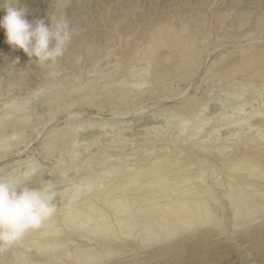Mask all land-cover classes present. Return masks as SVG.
I'll return each instance as SVG.
<instances>
[{"label":"rangeland","instance_id":"obj_1","mask_svg":"<svg viewBox=\"0 0 264 264\" xmlns=\"http://www.w3.org/2000/svg\"><path fill=\"white\" fill-rule=\"evenodd\" d=\"M0 4H3L0 7V17L5 14L6 7H25L28 10V20L44 18L47 23L50 15L61 12L70 30V39L64 46L63 55L54 63L45 65H38L34 60H28L19 50L11 49L4 42V34L0 31V120L3 117L16 121L18 117L17 121L27 122L23 125L24 130L17 148L0 151V172L18 170L25 164L37 162L40 173L31 179L30 186L39 185L41 176L53 183L57 191V199L54 201L56 212L46 223L49 224V230L55 232L59 245L55 251L57 253H53L55 256L50 255L54 259L50 258L53 261H49V264H71V260L70 262L69 259L58 257V251L71 252L85 248H92L94 252L108 251L112 260L122 257L120 259L125 258L127 264H134L136 261L137 264H171L173 260L166 261V258L158 261L147 260L155 253L147 254L144 248L137 249L140 243L142 247L150 244L149 241L139 240L143 226L145 227L143 224L147 204L149 206L154 203L160 210L170 200L162 194H159L160 197L157 194L152 195L147 187L155 182L165 183L169 190L178 184L179 191H186L182 197L175 198L179 204L189 198L195 199L197 203L201 200L208 204L216 201L215 206H209L208 216L218 226L206 229L210 232L202 236L211 235L220 246L229 238L235 239L240 232L250 231L264 223V211L258 210L260 205L264 206V201L259 203V196H250L253 191H262L264 198V179L247 180L249 170L242 165L235 176L228 169L231 164L233 167V163L243 161L241 156L246 158L245 161L250 159L249 164L254 167L260 155H264V80H261L263 69L258 68L262 71L257 69L260 72L257 73V79L255 77L250 80L246 74L239 73L228 78L226 71L228 68L231 72L234 63L244 53H264V0H71L66 8L59 9L54 0H0ZM161 24L173 26L175 34L180 38L177 43L179 41L180 44L178 43V47L173 45L175 49L167 47L168 52L161 49L157 53L161 62L158 60L159 66L157 68L156 63L154 69L156 68V73L164 74L162 83L154 81V70L151 69L150 77L153 81L147 86L150 90L138 99L139 102L132 103L135 105L126 103L128 107H124L125 104L118 101L117 94L120 88L126 89L136 83L135 80L138 81L136 77L139 75L136 71L142 65L141 62L132 61L138 55L137 50L140 52L142 49L140 38L154 26ZM188 47L200 51L201 60L190 75H184L180 69L176 70V66L183 54L189 50ZM164 57L169 59L165 58L164 61ZM17 58L18 63L14 61ZM125 69L135 73L130 76ZM118 80H122L121 83ZM112 82H117L119 86H110L106 88L108 93H105V87ZM107 96L110 97L108 101ZM126 101L129 100L126 98ZM202 105L206 109L200 113L199 108ZM117 108L121 113L128 108V115H114L113 111ZM10 109H14V114L10 113ZM183 109H189L191 115L186 117ZM201 118H207L206 124L201 122ZM228 119L233 121L230 123ZM235 122H240L242 126L238 123L239 128L236 127ZM186 123L185 130L182 125ZM198 124H202L200 128ZM81 126L83 130H80ZM73 128L76 131L71 134ZM188 130H195V133ZM69 131L70 134L67 133ZM4 133H7L6 139L14 138H9L11 131L8 128ZM258 167L259 172L264 174V161ZM146 170L147 173L155 170L160 179L151 181L147 176L140 178L139 186L141 184L142 188L144 184L146 187L137 191L139 194H135L136 190H128L129 194L114 192L107 197L100 196L99 201L90 199L92 194L109 186L119 187L135 173L140 171L145 174ZM201 170L204 171L202 175ZM232 187L233 190L230 189ZM73 189L79 193H75L77 197ZM121 196L132 200L129 201V207L122 209L120 216L129 215L140 206L139 213L135 212L133 216L136 225L127 235L117 229V211L106 206L109 201H115L114 199L120 201ZM242 197L245 200L252 199L253 203L258 204L257 210L254 213L243 212L239 217L233 218L231 208ZM165 199L168 201L165 202ZM78 206L95 208L94 212L83 216L77 210ZM66 215L74 219L69 218L68 221V218L65 219ZM196 220L193 218L194 222L188 229L178 231L179 236L175 237L178 243L202 237L198 235L201 232L199 221ZM106 226L109 227L106 228L105 235L98 231ZM167 226L172 225L169 223ZM37 231L27 233L22 240L4 251L0 264H27L28 260L32 261L35 256L34 243L39 244L42 239L36 235ZM214 241L195 245L194 248L199 250L209 249L187 257L182 262L218 252L220 249L214 248ZM189 249L192 247L186 248ZM183 253L187 255L190 251ZM257 255L264 256V251ZM238 256H244L243 252L222 257L221 260ZM174 257L177 256L171 255L170 258ZM36 258L35 261L39 260L36 263L42 264L45 257H42L43 260ZM212 261L217 259L212 258L201 263ZM262 262L263 260L251 261L242 257L223 264Z\"/></svg>","mask_w":264,"mask_h":264},{"label":"bare ground","instance_id":"obj_2","mask_svg":"<svg viewBox=\"0 0 264 264\" xmlns=\"http://www.w3.org/2000/svg\"><path fill=\"white\" fill-rule=\"evenodd\" d=\"M55 4V3H54ZM24 6V5H23ZM35 12V11H34ZM175 28V27H174ZM146 32V31H145ZM177 33V32H176ZM135 34V33H134ZM134 36V35H133ZM180 37V36H179ZM177 39H178V36H177V34H175V32H174V30H173V26L171 25V24H161V25H156V26H154L151 30H149V31H147L146 33H144L143 35H142V37L140 38V40L142 41V49H140L141 51L139 52L138 50H137V52L136 53H138V55L136 56L135 55V57H136V59L135 60H133L132 62L133 63H138V62H141V65H142V68H140L139 70H137L136 72H137V74L139 75V79L135 76V75H137V74H135L134 76L136 77V79L138 80V81H136L135 80V82L136 83H134V84H132V86H129L128 88H126V89H121L120 88V90H118L119 92H118V94H117V97H118V101L120 102V103H122V105H123V103L125 104V105H123L124 107H128V104L126 105V103H131V105L133 106V105H135L136 104V102L138 101V99H140V97L141 96H143V94H145L146 92H148V90H150L149 88L150 87H147L150 83H151V77H150V75H151V73H150V70L151 69H153L154 70V78H153V75H152V78L154 79V81H156V83H160L161 82V80L164 78L163 76H164V74L162 75V73L161 72H158V73H156L155 72V70H156V68L154 69V67H155V65H156V63H157V61L160 59L161 60V58H159V56H158V51H161V49L162 50H167L168 48H172V49H175L174 47H178V45L180 44L179 43V41H178V43H177ZM137 40V39H136ZM178 40H180V38L178 39ZM140 41V42H141ZM180 42H182V41H180ZM137 43V42H136ZM185 43V42H184ZM134 44V43H133ZM126 45V44H125ZM172 45V46H171ZM173 45H174V47H173ZM175 45H177V46H175ZM133 46V45H132ZM170 46V47H169ZM168 47V48H167ZM181 48H182V46H181ZM113 49V48H112ZM172 49H170V51L172 50ZM188 49H189V47H188ZM192 49H194V48H192ZM192 49H189V50H185L186 51V53L185 54H183L184 52H182V54H183V56H182V59H181V61H179L180 63L176 66V70L177 71H179V69H180V71L181 72H183V74L184 75H190L191 74V72H192V70H193V68H195V67H197V65L199 64V62H200V58L199 57H201V54H200V56H199V52L200 51H198V50H192ZM169 50V49H168ZM168 50H167V52H168ZM184 51V50H183ZM163 52V51H162ZM161 52V53H162ZM158 53V54H157ZM164 53H162V55H163ZM264 53H262V54H254V53H250V54H245L244 53V55H242L241 57H239L240 59H238V61L237 62H235L234 64V67H232L233 69L231 70V72H229L230 70L227 68L226 69V71H228V74H229V76H227V75H225V74H227V72L224 74L225 76H227L228 78L231 76L232 77V75H234L235 73H239V74H242V75H244V74H246L247 75V77H249V80H250V78H255L256 77V79H257V75L258 74H260V72H257L258 70H261L262 71V69H263V77L261 76V78H263V79H261L262 80V82H263V80H264V55H263ZM107 55H108V53H107ZM110 55H111V53H110ZM161 55V54H160ZM103 56V55H102ZM130 56V55H129ZM164 56V55H163ZM166 56H169V55H167L166 54ZM161 57V56H160ZM134 58V57H133ZM132 58V59H133ZM165 58H166V60L167 59H169V57L167 58V57H164V61H166L165 60ZM127 59V58H126ZM162 59H163V57H162ZM128 60V59H127ZM159 60V61H160ZM158 61V62H159ZM116 62V61H115ZM161 62V61H160ZM129 63V61H127L126 62V64H128ZM160 64V63H159ZM233 64V63H232ZM123 65V64H122ZM214 65V64H213ZM213 65L211 66V68L213 67ZM216 65V64H215ZM214 65V66H215ZM118 66V65H117ZM158 63H157V68H158ZM260 67H262V69H258V68H260ZM125 68H127V66L125 67ZM230 68V67H229ZM258 69V70H257ZM126 70V69H125ZM175 70V71H176ZM127 72H128V74H131L130 76H132L134 73H135V71H131V72H129V70L127 69L126 70ZM152 71V70H151ZM250 71H252L251 73H250ZM124 72V71H123ZM133 72V73H132ZM180 72V73H181ZM224 72V71H223ZM249 72V73H248ZM52 73V72H51ZM170 73V72H169ZM177 73V72H176ZM258 73V74H257ZM127 74V73H126ZM125 74V75H126ZM127 74V75H128ZM217 74V73H216ZM126 75V76H127ZM237 75V74H236ZM124 77V76H123ZM166 78V77H165ZM121 79H123V78H121ZM125 79V78H124ZM112 80V79H111ZM227 80V79H226ZM248 80V81H249ZM119 81V80H118ZM120 81H122V80H120ZM119 81V82H120ZM153 81V80H152ZM258 81H260V80H258ZM254 82V81H253ZM117 82H112V83H109L108 85H107V87H105V89H104V91L106 90L107 92H105V93H108V87H110V86H112V87H114L115 85H117L116 84ZM121 83V82H120ZM162 83V82H161ZM105 84V83H104ZM264 84V83H263ZM121 85V84H120ZM262 85V84H261ZM105 86H106V84H105ZM117 86H119V85H117ZM126 86V85H125ZM252 86V85H251ZM101 87V86H100ZM122 87V86H121ZM102 88H104V87H102ZM107 88V89H106ZM116 88V87H115ZM114 88V89H115ZM118 88V87H117ZM262 88V87H261ZM110 89V88H109ZM112 89V88H111ZM257 90V89H256ZM80 91V90H79ZM78 91V92H79ZM93 91V90H92ZM258 91V90H257ZM74 92H75V90H74ZM77 92V91H76ZM102 92V91H101ZM110 92H112V91H110ZM80 93V92H79ZM112 94V93H111ZM147 94V93H146ZM110 95V94H109ZM113 95V94H112ZM128 95H130V99H128ZM259 95V94H258ZM101 96H102V94H101ZM104 96V95H103ZM106 96V95H105ZM111 96V95H110ZM94 97H96V96H94ZM108 98H110L109 96H107V101L108 100H110V99H108ZM126 98H127V100H129V101H126ZM253 98V97H252ZM14 99V98H13ZM117 99V98H116ZM12 100V99H11ZM86 101L88 100V99H85ZM106 100V99H105ZM81 101V100H80ZM83 101V100H82ZM115 101V100H114ZM241 101V100H240ZM89 102V101H88ZM111 102H113V101H111ZM135 103V104H132V103ZM139 102V101H138ZM8 104V103H7ZM11 104V103H10ZM10 104H8V105H10ZM111 104V103H110ZM242 104V103H241ZM4 105V104H3ZM13 105V104H12ZM121 105V106H122ZM130 105V104H129ZM120 106V107H121ZM186 106V105H185ZM206 106H207V104H206ZM206 106L205 105H202V106H200V108H199V112L200 113H203L204 111H205V109H206ZM239 106H241L240 104H239ZM7 107V106H6ZM9 107V106H8ZM118 107V106H117ZM131 107V106H130ZM188 107V106H187ZM186 107V108H187ZM10 108V107H9ZM12 108V107H11ZM19 108V106L17 105V107H16V109H18ZM119 108V107H118ZM118 108H117V110H114L113 111V114L114 115H122V116H124V115H128V108H127V110H126V108L125 109H123V110H125L124 112H120V110H118ZM132 108V107H131ZM238 108V107H237ZM242 107H240V109H241ZM15 109V108H14ZM13 109V110H14ZM15 109V110H16ZM191 109V108H190ZM239 109V110H240ZM13 110H11L10 109V113H12L13 112ZM130 110V109H129ZM194 110V109H193ZM9 111V110H8ZM19 111V110H18ZM185 111V112H184ZM236 111H237V109H236ZM264 111V110H263ZM16 112V111H15ZM183 112H184V115H186V117L187 116H190L191 115V112H190V110L189 109H186V110H184L183 109ZM244 112V111H243ZM27 113V112H26ZM13 114H14V112H13ZM176 114H177V112H176ZM179 114V113H178ZM260 114V113H259ZM6 115V114H5ZM199 115V114H198ZM245 115V114H244ZM247 115H248V113H247ZM251 115H253V114H251ZM251 115H249V116H251ZM263 115V114H262ZM28 116H29V114H28ZM169 116H170V114H169ZM197 116V115H196ZM214 116V115H213ZM248 116V117H249ZM20 117V116H19ZM24 117H26V116H24ZM161 117V116H160ZM170 117H172V116H170ZM185 117V116H184ZM185 117V118H186ZM193 117V116H192ZM231 117V116H230ZM251 117H253V116H251ZM250 117V118H251ZM258 117V116H257ZM190 118V117H189ZM193 118H195V117H193ZM210 118V117H209ZM227 118V117H226ZM225 118V119H226ZM246 118H247V116H246ZM16 119V118H15ZM17 119H18V117H17ZM17 119H16V121L14 120V121H11V118H9L8 120H10V121H8L7 120V118H5V119H3V117H2V120H0V151H2L3 152V150L5 151L6 149H8V148H10V149H15V148H17V146L20 144V136H21V132H22V130H24L23 129V125H25V123H27V122H25V123H23L22 121H17ZM20 119V118H19ZM27 119H28V117H27ZM202 119V118H201ZM207 119V118H206ZM206 119H202V121L201 122H205L206 121ZM231 119V118H230ZM230 119H228L229 120V122H230ZM239 119V118H238ZM243 119V118H242ZM249 119V118H248ZM24 120V119H23ZM33 120V119H32ZM133 120V119H132ZM186 119H184V123L186 122L185 121ZM222 120H224V118H222ZM244 120H245V118H244ZM187 121H189V120H187ZM233 121V120H232ZM231 121V122H232ZM236 121H238V120H236ZM241 121V120H240ZM246 121V120H245ZM244 121V122H245ZM207 122H208V120H207ZM227 122V121H226ZM230 122V123H231ZM243 122V123H244ZM189 123V122H188ZM200 123V122H199ZM225 123V122H224ZM229 123V124H230ZM240 124V122H237V124ZM181 124V123H180ZM203 124V123H202ZM202 124H198V128H200L201 127V125ZM204 124H206V122L204 123ZM229 124H228V126H229ZM235 124H236V122H235ZM236 124V125H237ZM194 125H196V124H194ZM241 125V124H240ZM239 125V126H240ZM244 125V124H243ZM150 126V125H149ZM181 126V125H180ZM183 127H185V130H186V126H187V123L186 124H184V125H182ZM205 125H203V127H204ZM242 126V125H241ZM80 127V126H79ZM99 127V126H98ZM236 127H238V125L236 126ZM9 129L10 131H11V135H9V138H10V136L11 137H14V138H11V139H6V137H7V133L5 134L4 132L6 131V129ZM81 128H82V126H81ZM180 128H182V127H180ZM180 128H178V129H180ZM239 128V127H238ZM80 129V128H79ZM259 129V128H258ZM65 130V129H64ZM72 130V129H71ZM78 130V129H77ZM80 130H83V128L82 129H80ZM126 130V129H125ZM130 130V129H129ZM181 130H184L183 128L181 129ZM76 131V128H73V130L71 131V134L72 133H74ZM128 131V130H127ZM188 131H191V130H188ZM193 131V130H192ZM191 131V132H192ZM58 132V131H57ZM81 132V131H80ZM180 132V131H179ZM194 133H195V130L193 131ZM197 132H200V131H198L197 130ZM196 132V133H197ZM61 133H63V132H61ZM64 133H65V131H64ZM68 134H70V131L69 132H67ZM67 133H66V135H67ZM189 134H190V132H189ZM197 134H199V133H197ZM65 135V134H64ZM193 136V134H190V136ZM62 138H63V136H62ZM4 139H6V141L4 140ZM60 139H61V137H60ZM61 140H63V139H61ZM90 140V139H89ZM56 142V141H55ZM57 143H58V141H57ZM52 144H54V143H52ZM86 144V143H85ZM47 146H49V145H47ZM81 146V145H80ZM87 146V145H86ZM89 146V145H88ZM91 146V145H90ZM52 147V146H51ZM45 149H47V148H45ZM48 150V149H47ZM46 150V152H48ZM51 151V150H50ZM48 153H50V152H48ZM248 155V154H247ZM2 156V155H1ZM238 156V155H237ZM261 157H259V159H258V162H255V165H254V167L252 166V165H250L249 164V162H250V159H247L246 161H245V159L246 158H243L242 156V158L240 157V159H242L243 161H241V162H237L238 164H235V163H233V167H232V164H231V166L229 167L228 166V169L230 168V172L229 173H231L232 174V176H235L236 174H237V171H238V169H240V167H241V165H242V167L243 168H247L248 170V174H247V172H246V179L248 180V178H250V180H251V178L253 179H255V180H263L264 179V174L262 173V172H259L260 171V169H259V167H258V165H260V163H262L263 161H264V155H260ZM239 157V156H238ZM236 158V157H235ZM231 160V159H230ZM235 160V159H234ZM253 162V161H252ZM251 162V163H252ZM16 164V163H15ZM224 168L226 169V166H224ZM152 169V168H151ZM150 169V170H151ZM259 169V170H258ZM149 170V169H148ZM148 170H146V172H145V174H142V173H140V171H139V173L137 172V173H135L132 177H130L125 183H121L122 185L120 186L119 185V187H116V185H113V186H115V187H108V188H106V189H103L102 191L100 190L99 192H97L96 194H92V196L90 195V193H89V196L88 197H90V199H94V200H98L99 201V198H100V196H105V197H107V195H109L110 193H114V192H117V193H119V194H121V195H123L124 193H128L127 191L128 190H132V191H134V190H136V193L135 194H139V192H137V191H141V189L143 188H145L144 187V184L142 185V188H141V184H140V186H139V183L140 182H138L139 180H140V178L142 179V177H149V180H153L154 179V181H156V180H159L160 178H159V176L157 177V174H156V172H155V170L154 171H150V172H148L147 173V171ZM153 170V169H152ZM202 172H201V175L202 174H204V171L203 170H201ZM246 171V170H245ZM85 172V171H84ZM156 174H154V173ZM144 173V172H143ZM175 173V172H174ZM158 174H160V173H158ZM161 175V174H160ZM230 175V174H229ZM203 177V176H202ZM202 177H200V178H202ZM37 178V177H36ZM45 178V177H44ZM66 178V177H65ZM91 178V177H90ZM150 178H152V179H150ZM157 178H159V179H157ZM162 178V177H161ZM174 178V177H173ZM38 179V178H37ZM41 179V178H40ZM171 180V179H170ZM200 180V179H199ZM254 180V181H255ZM33 181V180H32ZM145 181V180H144ZM196 181V180H195ZM203 181V180H202ZM31 182V181H30ZM36 182V181H35ZM34 182V183H35ZM60 183V182H59ZM101 183V182H100ZM99 183V184H100ZM117 183V182H116ZM137 183H138V185H137ZM147 183V182H146ZM156 183V184H155ZM155 183H153L154 185H152V186H149V187H147V189H149V190H151V192H152V195H159V194H162V195H164L165 197H167L168 199H170L169 201H168V199H165L166 201L165 202H167L165 205H164V208L163 209H160V210H158L157 209V207H155V205H154V203L153 204H150L149 206H148V204H147V209H146V214H145V223L143 224V225H145V227L143 226V229H142V231H141V233H140V239L139 240H141V242L142 241H149L150 242V244L149 245H146V246H140V244H139V247L137 248V249H141V248H144L145 250H144V252L146 253L147 252V254H150V253H155L153 256H150L149 257V259H147V260H151V259H156L157 261L158 260H163V259H165L166 258V261H171V260H173V262L171 263V264H198V263H200V264H202L203 262L202 261H206V260H211L212 258H216L217 259V261H212V262H209V263H206V264H223V263H227V262H231V261H236L237 259H241L242 257H246V258H248V260H251V261H255V259H259V260H263V262L262 263H260V264H264V256H256V254H259L261 251H264V243H259V242H261V241H264V223L263 224H261V226L259 225L258 227H255V228H253L252 230L250 229V231H247V230H245L244 232L242 231V232H240L239 234H237L236 235V238L235 239H227L226 241H224L223 242V244H222V246H220V245H218L219 243H218V241L216 240V239H214V238H212V236L211 235H209L208 234V236H202V235H204L205 233H207V232H210V230L208 231V230H206V229H212L213 227L215 228V227H217L218 225H216V223H214L213 221H210L209 220V216H208V211H209V206H215V204H216V201H214L213 200V202L211 203V204H208V203H206L205 202V200L203 201V202H201L200 201V203H197V201L195 200V199H193V198H189V199H187V200H185V201H183V202H180V204L178 203V202H176L177 201V199H175L177 196H181V195H185V193H186V191H185V193H184V191H179V188H177V187H179L178 186V184H177V187H173V188H170V190H169V188L167 189V186H166V184L164 183V184H162V183H159V182H155ZM167 183V182H166ZM184 183V182H183ZM185 183H187V182H185ZM184 183V184H185ZM55 184V183H54ZM82 184H84V183H82ZM103 184V183H102ZM119 184V183H118ZM169 184V183H168ZM167 184V185H168ZM171 184V183H170ZM79 185H80V183H79ZM227 185H229V183L227 184ZM63 186V185H62ZM100 186H102V185H100ZM100 186H99V188H100ZM107 186V185H106ZM170 186V185H169ZM181 186V185H180ZM184 186V185H183ZM226 186V185H225ZM59 187V186H58ZM60 187H61V185H60ZM103 187V186H102ZM246 187V186H245ZM249 187V186H248ZM76 188H78V187H76ZM104 188H105V186H104ZM185 188V187H184ZM87 189V188H86ZM98 189V188H97ZM186 189V188H185ZM206 189V188H205ZM228 189V188H227ZM230 189H232L233 190V187L232 188H230ZM246 189V188H245ZM74 190V195H76V194H79V193H77V192H75L76 190L75 189H73ZM88 190V189H87ZM96 190V189H95ZM99 190V189H98ZM98 190H96V191H98ZM207 191H209L208 189H206ZM247 190V189H246ZM60 191H62V190H60ZM95 191V192H96ZM207 191L205 192L206 194H207ZM242 191V190H241ZM253 191V190H252ZM58 192H59V190H58ZM89 192V191H88ZM150 192V193H151ZM210 192V191H209ZM239 192V191H238ZM250 193H251V191H249ZM264 192V191H263ZM60 193V192H59ZM67 193V192H66ZM76 193V194H75ZM87 193V192H86ZM85 193V194H86ZM154 193V194H153ZM191 193V192H190ZM240 193V192H239ZM244 193V192H243ZM256 193H258V194H256ZM64 194H65V192H64ZM71 194H72V192H71ZM118 194V195H119ZM129 194V193H128ZM204 194V193H203ZM205 194V195H206ZM209 194V193H208ZM231 194H232V192H231ZM242 194V193H241ZM251 194H253V195H250V196H254V195H257V196H259V198H260V200H259V198H258V200H259V203L260 202H263L264 201V198H262V191H261V193H260V191L258 192V191H256L255 193H254V191L251 193ZM264 194V193H263ZM229 195H230V193H229ZM238 195V194H237ZM240 195V194H239ZM110 196V195H109ZM190 196H191V194H190ZM208 196V195H207ZM74 197V196H73ZM75 197H77V195L75 196ZM122 197V196H121ZM124 197V196H123ZM122 197V198H123ZM159 197H160V195H159ZM162 197V196H161ZM164 197V198H165ZM182 197V196H181ZM209 197V196H208ZM229 196L227 195V198H228ZM249 197V196H248ZM103 198V197H102ZM109 198V197H108ZM111 198V197H110ZM120 199V201H116V199H114L115 201H113L112 200V202L111 201H109V203H107V207L109 208V209H111L112 211H117V213H118V218H116L117 220H116V225H117V229L119 230V231H123V232H125L126 233V235L128 234V233H130L131 232V230L134 228V226L136 225L135 224V221H134V215H135V212H137V213H139L138 211H140V206L138 207L137 206V208L138 209H136L135 210V212H133V213H131V214H129V215H124V216H120V215H122V209L123 208H126V207H129V205H130V203L131 202H129L130 200H132V199H129L128 197L127 198H125L124 197V199ZM132 198V197H131ZM230 198V197H229ZM245 198H247V196H245ZM72 199V198H71ZM75 199V198H74ZM76 199H79V197L78 198H76ZM75 199V200H76ZM236 199H238V198H236ZM251 199V198H250ZM108 200V199H107ZM121 200H123V201H121ZM136 200V199H135ZM199 200V199H198ZM263 200V201H262ZM97 201V202H98ZM143 201V200H142ZM154 201V200H153ZM196 201V202H195ZM252 201V199L251 200H248V199H243V197L242 198H240L239 200H238V203H237V205H236V203H235V205L233 206V208H231V212H232V217L233 218H237V217H239L240 216V213H243V212H247V213H249V212H251V213H254L256 210H257V208H256V206L258 205V204H255V203H253V201ZM83 202V201H82ZM85 202V201H84ZM103 202V201H102ZM174 202H176V203H174ZM132 203H134V202H132ZM143 203V202H142ZM155 203H157V202H155ZM99 204V203H98ZM141 204V203H140ZM139 204V205H140ZM158 204V203H157ZM176 204H178V205H176ZM261 204H263V203H261ZM75 205V204H74ZM69 206V205H68ZM88 206V205H87ZM232 206V205H231ZM81 206H78L77 207V210H80L81 211V213H82V215L84 216V215H88V213L89 212H94V208L93 207H88V208H80ZM159 207V206H158ZM162 207H163V205H162ZM72 208V207H71ZM71 208H69V209H71ZM145 208V207H144ZM67 209V208H66ZM69 209H68V211H69ZM143 209V208H142ZM134 210V209H133ZM258 210H259V212H263L264 211V206L263 205H260V207H258ZM210 212V211H209ZM68 213V212H67ZM90 213V214H91ZM89 214V215H90ZM67 216V217H66ZM65 216V219L66 218H68V221L70 220L69 218H73L74 219V217H70V216H68V215H66ZM76 216V215H75ZM137 216V215H136ZM78 217V216H77ZM133 217V218H132ZM76 218V217H75ZM193 218H195V220L196 219H198V220H196V221H199V232H201L200 234L198 233V235L199 236H202V237H198L197 239H194V240H191V241H185V242H181V243H178V241H177V239H175V237H177V236H179L178 234V231H181V230H186V229H188L189 228V225L191 224V223H193L194 221H193ZM78 219H80V218H78ZM172 219V220H171ZM67 220V219H66ZM84 219H82V221H83ZM168 221V222H167ZM155 222V223H154ZM154 223V225L153 226H151V224H153ZM171 224L172 226H170V227H168L167 225L168 224ZM84 224V223H83ZM86 224V223H85ZM210 225V226H209ZM83 226V225H82ZM105 226V225H104ZM221 226V225H220ZM109 227V226H108ZM107 226L105 227V228H100V229H102V231L99 229L98 231H100V233H103L104 232V235H105V232H106V228H108ZM51 230V229H50ZM49 230V224H44L38 231H37V236L38 237H42V239H41V241L39 242V244H37V243H34V248H35V256H34V259L36 258V256H37V258H39V259H41L42 257H45L44 258V261L42 262V264H49L50 262H52L51 260H50V258H52V259H54L52 256H50L51 254H53L55 251H56V249H57V247H58V245H59V243L57 244V237H56V234H55V232H53V231H50ZM82 230V229H81ZM84 230V229H83ZM88 230V229H87ZM249 230V229H248ZM85 231V230H84ZM92 231V230H91ZM90 231V232H91ZM94 231V230H93ZM97 231V230H96ZM167 231V232H166ZM86 233H88V232H86ZM93 233H96V232H93ZM100 233H98L99 235H101ZM107 235V234H106ZM198 235H196V236H198ZM213 240H215L214 241V243H212L213 244V246H214V248L215 249H220L218 252H214L213 254H210L209 256H204V257H200V258H195V259H190V260H188L187 262L185 261H183L182 262V260H187V257H192V256H194V255H197V253H203V252H206L207 251V249H209V248H205V249H201V250H199V249H197V247L196 248H194V246L195 245H197V244H204L205 242H211V241H213ZM256 243H258V245H255L254 246V244H256ZM209 244V243H208ZM211 243L209 244V245H212ZM36 245V246H35ZM138 245V244H137ZM202 246V245H201ZM187 247H192V249H189V250H186V248ZM245 248H247V249H245ZM252 248H258V250H255V249H252ZM33 249V248H32ZM74 249V248H73ZM194 249V250H193ZM34 250V249H33ZM182 250V251H181ZM138 251V250H137ZM186 251H190V254L188 253L187 255H185V253H183V252H186ZM181 252H182V254H181ZM241 252V254H242V252H243V254H244V256H238V257H235V258H229V259H225V260H221V258L222 257H226V256H230V255H232L233 256V254H236V253H240ZM57 252H55V254H56ZM1 254L2 253H0V259H2L1 258ZM58 254L60 255H58V257H63V258H66V259H69V261L71 260L72 261V263L73 264H104L105 262H108L107 264H127L126 263V259L125 258H123V259H120V258H122V257H116V258H114L113 260H112V258H110V254H109V252L108 251H97V252H94V250H92V248H85V250H73V251H69V252H64L63 250L61 251L60 250V252L58 251ZM146 254V255H147ZM184 254V255H183ZM254 254V255H253ZM54 255V254H53ZM119 255V254H118ZM136 255V254H135ZM171 255H176L177 257H174V258H170L171 257ZM221 255V256H220ZM55 256V255H54ZM235 256V255H234ZM251 256H252V258H251ZM31 258V257H30ZM36 258V259H37ZM127 258V257H126ZM33 258H32V261H30L29 262V260H28V263L27 264H37L36 262L37 261H39L38 259L35 261ZM125 259V260H124ZM34 260V261H33ZM42 260H43V258H42ZM42 260H40V261H42ZM129 260V259H128ZM179 260V261H178ZM2 261V260H1ZM1 261H0V263H1ZM50 261V262H49ZM70 261V262H71ZM129 261H131V260H129ZM129 261H128V263H129ZM134 262V261H133ZM132 262V263H133ZM137 262V261H136ZM134 263V264H137V263ZM202 262V263H201ZM3 263V262H2ZM40 263V262H39ZM71 263V264H72ZM161 264V263H160Z\"/></svg>","mask_w":264,"mask_h":264},{"label":"clouds","instance_id":"obj_3","mask_svg":"<svg viewBox=\"0 0 264 264\" xmlns=\"http://www.w3.org/2000/svg\"><path fill=\"white\" fill-rule=\"evenodd\" d=\"M6 2V0H5ZM57 8H66L71 0H54ZM3 7V4H0ZM27 8H4L0 31L4 42L22 52L38 65L54 63L63 55L70 39V30L61 12L47 18L28 20ZM18 63V58L14 59ZM40 173L37 162L25 164L18 170L0 172V253L22 240L29 232L39 230L56 212L57 191L50 180L41 176L37 186H30Z\"/></svg>","mask_w":264,"mask_h":264}]
</instances>
